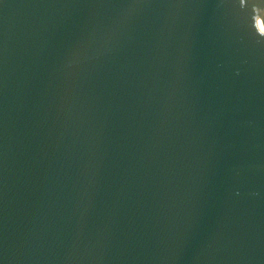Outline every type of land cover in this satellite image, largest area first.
I'll use <instances>...</instances> for the list:
<instances>
[{
    "label": "water",
    "instance_id": "95a60500",
    "mask_svg": "<svg viewBox=\"0 0 264 264\" xmlns=\"http://www.w3.org/2000/svg\"><path fill=\"white\" fill-rule=\"evenodd\" d=\"M0 264H264V0H0Z\"/></svg>",
    "mask_w": 264,
    "mask_h": 264
}]
</instances>
